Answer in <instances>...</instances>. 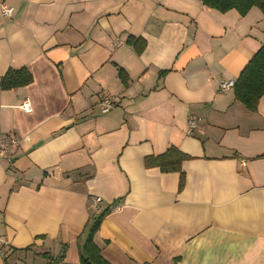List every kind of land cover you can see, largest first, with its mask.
Wrapping results in <instances>:
<instances>
[{
  "label": "crops",
  "instance_id": "crops-1",
  "mask_svg": "<svg viewBox=\"0 0 264 264\" xmlns=\"http://www.w3.org/2000/svg\"><path fill=\"white\" fill-rule=\"evenodd\" d=\"M7 2L0 136L22 139L0 154V264H80L92 216L115 201L94 236L110 264H264V96L252 110L220 88L262 47L263 12L201 0ZM20 68L32 83L2 89ZM172 146L190 156L182 190L181 172L146 164Z\"/></svg>",
  "mask_w": 264,
  "mask_h": 264
},
{
  "label": "trees",
  "instance_id": "trees-1",
  "mask_svg": "<svg viewBox=\"0 0 264 264\" xmlns=\"http://www.w3.org/2000/svg\"><path fill=\"white\" fill-rule=\"evenodd\" d=\"M208 7L227 12L236 9L241 15L248 13L253 7H258L264 14V0H201ZM129 43L137 46L140 38H129ZM123 81L126 74L120 72ZM33 81L32 73L26 68L9 69L1 79L2 89H12L26 86ZM235 97L248 108L255 110L260 99L264 96V43L257 53L247 63L234 84ZM190 159V156L181 152L175 146L155 157L146 158V164L158 166L163 172H181L179 190L184 187V174L182 163ZM118 201L108 205L100 213L92 216L87 228V235L83 251L80 255V264H110L102 255L100 249L94 242V236L98 231L103 219L116 208Z\"/></svg>",
  "mask_w": 264,
  "mask_h": 264
},
{
  "label": "built area",
  "instance_id": "built-area-1",
  "mask_svg": "<svg viewBox=\"0 0 264 264\" xmlns=\"http://www.w3.org/2000/svg\"><path fill=\"white\" fill-rule=\"evenodd\" d=\"M14 7L10 5L7 0H0V15L2 18H10L13 16ZM235 84V80H228L220 83V88L222 90H226L228 88L233 87ZM102 112L107 113L114 107L113 98L110 96H106L100 102ZM21 108L27 112H32V104L29 99H25L21 104ZM199 126V121L196 117H191L189 120V126L187 129L188 134H192ZM22 138L15 135L9 134L8 136H0V154H6L10 147H17ZM95 203H101V198L97 197L94 199ZM3 255H6V252H2Z\"/></svg>",
  "mask_w": 264,
  "mask_h": 264
}]
</instances>
